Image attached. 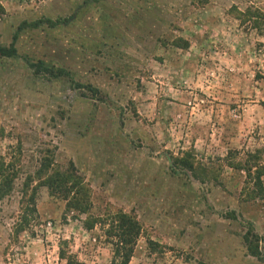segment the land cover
<instances>
[{
    "label": "rangeland",
    "instance_id": "1",
    "mask_svg": "<svg viewBox=\"0 0 264 264\" xmlns=\"http://www.w3.org/2000/svg\"><path fill=\"white\" fill-rule=\"evenodd\" d=\"M0 4V264H264V0Z\"/></svg>",
    "mask_w": 264,
    "mask_h": 264
},
{
    "label": "trees",
    "instance_id": "2",
    "mask_svg": "<svg viewBox=\"0 0 264 264\" xmlns=\"http://www.w3.org/2000/svg\"><path fill=\"white\" fill-rule=\"evenodd\" d=\"M0 10H2V6L0 4ZM23 26L25 25H22V27L20 28V30L23 28ZM30 26H35L34 25H30ZM16 42H17V37L15 36L11 45L9 47H2L0 46V57L1 58H6V59H14L18 56V50L16 48ZM34 68H36V72H46L47 70L44 69V64L43 63H39L38 65H33ZM262 161V160H261ZM264 162V161H263ZM1 165V164H0ZM264 168V164L261 163V165H254V166H251L249 167V173H254L255 176H254V189L258 192H260V194L263 195V198H264V186L261 182V177L259 176L260 175V172H261V169ZM2 171V172H1ZM7 171L5 170L4 171V168H0V188L3 190H7L9 187H10V181H8V179H6L7 177H4L3 178V181H2V175L3 173H6ZM2 183V184H1ZM53 183L52 180L49 181V186H51ZM67 182L64 180V179H60L58 182H57V193L58 194H61L62 196H69L70 192L69 190L71 189H68L67 188ZM2 185V186H1ZM72 200V199H71ZM127 222L125 221V227L127 226ZM128 230V236H130L132 233V230L131 228L127 229ZM124 236V234H123ZM247 239V242H249L248 238ZM132 240V238L129 239V242ZM250 248V251H252V253L254 254V251H253V248H251V246L249 247ZM117 253L120 252L121 250L117 249L116 250ZM124 251L125 254H124V260L121 262V264H128L130 262V258L132 256V250L131 249H127L124 248ZM61 258L62 259H65V255H61ZM67 264H80V263H73V261H69L68 260V263Z\"/></svg>",
    "mask_w": 264,
    "mask_h": 264
}]
</instances>
